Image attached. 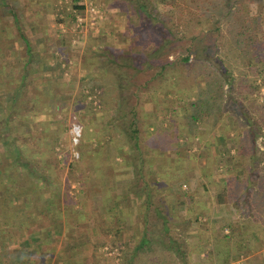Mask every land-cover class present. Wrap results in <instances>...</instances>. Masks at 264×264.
Listing matches in <instances>:
<instances>
[{"label": "rangeland", "instance_id": "374dc122", "mask_svg": "<svg viewBox=\"0 0 264 264\" xmlns=\"http://www.w3.org/2000/svg\"><path fill=\"white\" fill-rule=\"evenodd\" d=\"M37 1L23 0V4H25L24 7H30L33 4L46 5L51 11L52 8L54 11L46 13L44 10L43 15L42 11L40 13L33 11L34 15H31L32 12L27 13L26 9H21L22 2L17 5L16 0H11V3L20 7V11L17 12L21 13L19 14L21 20H19L24 21L26 27L32 21L35 23L42 21L40 32L33 33L34 38L43 33L54 42L59 39L66 49L65 52L62 50L66 53L63 55L66 58H63L61 62L64 81H59L53 87V90L59 94H52L49 99L48 110L45 109V105L44 108L40 106V100L33 103L34 107L31 112H28V115H40V118H46L42 123L44 126L39 127L40 123L31 122L30 134L37 132L35 129L37 125L38 131L45 130L44 133L34 137V140L38 139L43 145V154H46L39 171L51 183L50 187L52 188H48L46 195L52 196L54 194L56 202L62 207L61 218L53 222L60 224L62 233L49 246L51 248L56 247L58 252H62L60 255L64 257L67 264H120L124 249H132L136 246L139 236L134 238L123 237L122 229L125 231L127 222L124 221V226H119V223L122 222L117 224V219H113V217L104 221L103 226L106 229H103L101 222L99 228L101 229L99 236L101 238L99 240L92 237L91 228L96 230L95 224L91 222L90 218H82L80 215L84 211L83 206L90 209V215L97 214L95 197L103 198L107 203L108 200L112 199L113 191L124 197L125 193L123 194V192L128 191L127 186L129 185L132 191L128 192L126 198H130L131 202L135 197L145 199L142 192L145 190L147 182L151 185L150 188L154 197H157L154 199L155 202L161 204L159 200L166 192L163 189L158 192L159 187L154 185L156 178L158 182H165L166 180L169 182L173 179L168 180V178L182 173L190 175L189 178L194 188L198 181H204L212 189L216 186L214 184L226 175L231 190L234 188L236 191H242L241 186H246L245 184L249 183L248 179L251 181L249 183L252 185L251 188L254 191L258 189L259 178L264 179V137L259 138L257 145L261 154H257L258 157L254 155V159L249 155V136L255 131V138L260 135L264 136V126L262 125L264 121V72L259 73L255 68L246 69L240 61L226 59L225 52L228 50L225 48L227 40L225 31L231 22L230 16L222 19L221 23H219L220 18L215 17L216 24L222 27L221 35L217 32H211L215 30L214 27L216 26L214 22L205 21L200 15V10L198 13L192 14L191 19L188 15H184L181 20L187 22L191 20L190 31L187 33L189 38L199 35L202 30L204 33H208V40H205L203 47L207 46L212 50H214V46L219 47V56L213 55L215 59L218 58L223 63L222 68L219 66L220 62L216 61L218 70L221 72L224 67L229 68L233 70V77L236 79L230 92L227 90V85L223 89L216 85L215 96L223 98L225 108L222 107L218 111H214L213 116H211L212 110L209 109L210 111H207L205 118H202L200 122H193L189 117L190 111L185 113L181 110L174 112L177 106H181L180 103L188 102L191 99L189 96L178 98L174 85L169 84L167 87H162L161 91L155 92L158 86L153 85V83L150 85L146 83L151 81L149 75L125 68L124 72L118 75L119 78H124L123 84L126 85V87L121 88L118 77L116 83L115 81L111 82L107 77L108 75L105 74L107 69H104V66L109 65V60L126 62L125 64L141 69L143 65L141 62L144 59L147 61L150 59L151 52L159 45L160 37L164 38L163 34H165L162 27L157 23V18L152 19L147 13H152V16H157L160 20L163 17V11L169 10L171 7L161 6L156 0H148L150 7L146 10V14L140 15L141 8L139 6L143 4L144 0H79L85 9L87 6L93 5L102 15V19L92 27L90 25L91 17L86 16L85 10L77 11V13L84 11L82 14L87 18L84 27H80L76 23V18L70 21L64 13V10H72L73 0ZM132 1H136V6L131 3ZM227 2L223 1L222 4L226 5ZM238 5L245 16L264 17V0H239ZM12 12L11 16L8 14L10 11H8L6 15L0 18L3 26H7L4 30V35L7 36L16 33V27L12 25V15H16L15 10ZM215 12H218V8L215 9ZM75 14L76 12H74ZM48 15H50L49 18ZM173 16L176 17L177 15L174 14ZM50 22H53V27ZM177 24L178 22L175 20L173 23H169V26L176 30ZM182 35V33H178L175 37H168L173 42L170 47L168 46L167 51L169 50L172 55H167V60L179 58L178 54L183 49L185 42L179 41ZM263 36H261L262 39ZM39 47V44L36 45V49ZM45 53L48 51L45 50ZM49 56L47 58H50ZM44 67L47 69V65ZM60 73L58 70L57 74H53L56 81L60 78ZM152 85L157 87L153 89L151 88ZM209 86L207 88L211 89ZM28 96L27 93L22 94L23 103L28 102ZM216 100L217 98L214 101ZM12 101L13 99L7 97L6 94H0V106L1 104L9 105ZM236 101L242 104L239 108L234 105ZM26 104L29 107L30 103ZM59 105L60 110L58 111L56 107ZM5 110L7 109L5 108ZM25 110L23 107L22 115L27 114ZM134 117L137 118L138 126L131 125V120ZM74 118H77L83 126V137L77 148L80 152L78 159L73 156L74 147L70 140V125ZM21 121V116H15L12 113L9 120H3L0 124V144H3L0 149L1 170L7 169L5 164L10 147L6 141L9 136L12 138L11 141L18 140L16 143L22 147V152L30 154V143L24 137L25 132H22L24 128ZM250 122L256 125L255 128H251ZM239 133L245 135V138L229 137V134L239 135ZM170 138L173 139L172 142H168ZM44 139H47V142ZM235 142L239 145L244 144L246 150L248 149L247 158H243L241 164L250 165L249 160H253L249 172L245 170V173L240 175L236 174V169H231L226 173L220 169L223 168L225 162L227 164V156L225 155L224 160L223 152H220L218 147L225 146L228 149ZM4 146L7 149L6 152ZM202 165L206 168L212 166L213 171L207 168L209 171L202 172L200 169ZM165 166H167L166 170L163 169ZM140 174L145 176L144 180ZM175 179L177 178H174L169 184L171 182L173 184ZM167 181L166 185L168 184ZM100 185H102L100 190H103V194L100 193L99 189L95 190ZM217 191H213L212 194ZM109 204L111 203L109 202ZM167 204L161 205L167 206L166 212L172 213L175 219L179 218L181 221H185L184 217L181 218L183 216L181 212L184 208L175 209L172 205ZM206 207L208 212L211 210V213L215 212L213 205H206ZM223 207L225 206L220 208ZM196 210L198 209L195 206H189L187 213H194ZM250 212L252 211L250 210ZM44 221V219L39 220V223L36 222L35 225L45 224V226H49L51 224L48 220ZM211 221L201 224L200 227L203 231L209 232L208 226ZM159 223L155 218H152L151 225L154 228V237H158ZM143 224L141 222V226ZM198 224L195 222L192 228H190L191 225H185L182 227L183 233H179L178 239L182 245H185L184 248L187 251L194 250L199 246V242L196 244L195 241H190L191 238L189 239L187 233L190 231L187 229L196 231L199 227ZM38 225L36 228L31 225L29 230L39 231ZM111 226L116 229L122 227L119 229L121 233L111 234ZM214 227L218 228V222L214 223ZM214 227L212 229L216 230ZM29 230L25 234H29ZM126 233L128 234V232ZM186 233L187 237H185ZM217 234L218 232L214 236L217 237ZM208 239L213 240L211 237ZM153 245L159 250L158 252L161 251L156 242ZM43 247V253L48 256L47 245H43ZM210 249L207 248V250ZM249 255L241 257L234 263L257 264L256 261L246 259ZM203 258V254H193L192 260L190 259L189 262L191 264L202 263ZM147 259L151 260L148 257ZM147 259L144 260V264H155L154 261ZM168 261L169 259H161L158 264H170ZM259 264L262 263L259 262Z\"/></svg>", "mask_w": 264, "mask_h": 264}, {"label": "trees", "instance_id": "16d2710c", "mask_svg": "<svg viewBox=\"0 0 264 264\" xmlns=\"http://www.w3.org/2000/svg\"><path fill=\"white\" fill-rule=\"evenodd\" d=\"M156 1L161 6L171 7V9L163 11V17L160 20H158L157 16H152V13H147L152 19L157 18V23L165 32V34H163L164 38L160 37L159 45H157L151 52L150 59L148 61L144 59L141 62V64H143L141 69L137 66L133 67L130 64H125L126 62L122 63L116 60H109V65L106 67L104 66V69H107V77L111 82L115 81L116 83L119 79L118 83L121 88L126 87V85L123 84L124 78L121 79L118 75H121L125 68H127V70L134 69L140 71V73L149 75L151 77L149 80L151 81L146 83L147 85H150L151 83L157 85L158 87L153 85L151 87L153 89L157 87L155 92L158 90L161 91L162 87L164 88L169 86V84H172L176 89V95L178 98L186 96L191 97L188 102H183L184 104L180 103L181 106H177L174 109V112H180L179 110L184 111V113L190 111L191 114H189V117L193 122H200L202 118H205L209 109L212 110L211 116H213L214 111L216 112L222 107L225 108L223 98L215 96L216 85H219L221 89L227 85V90L230 92L233 88V82H235L236 79L233 77V70L225 67L222 69V61L213 57L215 54L219 56V47L214 46V50L207 46L203 47V43L206 42L205 40H208L207 32L204 33L202 30L199 35H196L193 38L188 37L187 33L190 31L191 15L198 13L199 10L201 11V17L205 21L214 22L216 27H214L215 30L211 32H217L219 35L222 34V27L216 24L215 17L218 16L220 18L219 23H221V21H223L222 19L230 16L231 22L225 31L227 37L225 48L228 50V52H225L227 55L226 59L240 61L246 69L255 68L259 73L264 72V17L254 15L245 16L238 5L239 0ZM223 1L228 2L224 5L222 4ZM131 3H134L136 6V1H132ZM10 5H12L10 1L0 0V18L6 15L8 11L13 13L12 11L14 10L10 8ZM139 7L141 8L139 14H146V10L150 7L148 0H144L143 4ZM217 8L218 12H215V9ZM83 9L84 6L80 4L79 0H73L72 10H64V13L66 14V18L72 21L76 18L74 12ZM133 12H135V10H133ZM174 14L177 15L176 17L178 19L173 16ZM184 15H188L190 21H181ZM175 20L178 22L175 27L176 30L169 26V23H173ZM4 30L6 29L3 28L1 31L4 33ZM175 31L178 32L175 33ZM178 33L183 34L182 37L179 38V41H185L183 49L179 52V58H177V60H167L166 56L172 55L167 49L173 42H171V39L168 37H175ZM261 36H263V39ZM21 37L26 41L24 34ZM216 61L218 63L220 62L219 66L222 67H220L222 69L221 72L216 66ZM117 77L118 79H116ZM146 83H144V85H146ZM3 86L4 84L2 82V87ZM208 86L211 87V89H208ZM6 95L7 97H10V94ZM216 98L217 100L214 101ZM234 105L239 108L242 104L236 101ZM6 106L3 104L0 106V123L3 122V120H9L13 113V110L11 109L5 110ZM231 108H233V106H231ZM56 110H60V105L56 107ZM14 115L21 116V125L24 128L23 132H25L24 137L28 138L29 136H26V134H30L32 127V124L27 122L30 121L28 112L26 115H22L21 112H17ZM262 123L264 126V121ZM131 125L138 126L136 117L131 120ZM249 125H251L252 129L256 126L253 122H250ZM37 126L35 129L39 134L40 131H38L39 128ZM40 126H44V124L40 123L39 127ZM42 131L43 130H41V132ZM255 132H253L252 136L256 135ZM225 138H223V140H225ZM11 139L12 138L9 136L6 144L9 145L13 152L7 153V162L5 164V168L7 169L1 170L0 174V264H33L29 257L39 252L43 245L51 244V242L62 233L60 224L53 223L55 220L57 221L61 218L62 207L56 202L54 194L52 196L46 195L48 194V188H52L50 187L51 183L50 180L48 182V179L47 183L44 184L43 197L40 195L35 196L33 193H29L30 196L27 194L30 190L25 183L26 178L35 175L38 179H42L41 177L43 176L39 175L41 174L39 167H41V162L45 160L44 157L46 155L43 154V145H41L38 140L32 138L28 139V142L30 143L29 156L24 151L22 152V147L18 146L16 143L18 140L15 139L11 141ZM172 140L173 139L170 138L168 142H172ZM236 145H238L237 142L231 145L226 152L227 156L229 155L227 157V167L228 165L234 166L236 161L240 159L239 156H231L230 154V150L233 147L238 149ZM51 149L53 150V147H51ZM243 158H247V154H245L242 159ZM163 169L166 170L167 166ZM238 173L239 175L242 173L244 174L245 171ZM141 174L140 177L144 180L145 176ZM189 177V174L184 175V173L179 174L178 176H173L172 178H168V180H174V178L177 179H175L173 184L172 182L169 184V182L173 180H170L169 182L166 180L168 182L167 185L166 181L158 182L156 178L154 185L159 187L158 192H160L159 190L161 189L166 192L159 200L161 204L155 202L154 199L157 197H154L152 193L153 191L150 188L151 185L146 182L145 190L142 192V195L145 197L144 226L140 230L136 246L132 249H124L120 264H144V260L147 259V257L151 258V260L147 259L148 261H154L155 264L160 263L159 260L161 259H169L168 263L170 264H191L189 261L190 259L192 260L193 254L206 255L207 264H230L231 262L239 260L242 256L248 255L247 251L249 250L246 246L248 236L245 231L241 230V228L236 230L232 229L230 234L224 238L225 240L223 239L224 249L218 244L211 245L209 240H204L202 243H199V246L196 249L190 251L185 250V245L181 244L178 236L180 235L179 233H183L184 230L182 227L186 225V222L181 221L179 218L175 219V216L172 213H169L168 211L166 212L167 206L164 207L161 205L168 203L176 209L178 207L186 206L187 203L195 202L196 199H198L197 197L201 198L200 195L208 190V184L202 181L200 187L196 186L194 188ZM1 178L3 180H1ZM261 178L262 177L259 178L260 180L257 183L258 189L255 191L251 188L252 185L249 184L251 181L248 178L247 181L249 183H246V186L244 187L241 186L245 189L244 199L249 202L247 203L246 208L249 212L251 210L254 213L253 222L251 220L245 222L246 224L242 227L248 228L256 225L258 226L257 228H259L258 230H262V233L264 234V179ZM224 179L226 178L224 177ZM224 179L223 181L225 182ZM39 183L42 185V181H39ZM127 187L129 188L128 192L132 191L131 186L128 185ZM17 189L20 191H17ZM100 189L99 191L102 193L103 190ZM227 189L228 187L226 185L221 191H217L215 199L218 206L225 203L224 196L226 195ZM83 208L84 211L81 212L80 217L90 218L92 215L89 213L90 209L85 206H83ZM96 210L99 212L98 209ZM91 213L93 212L91 211ZM40 216H42V219L44 217V220L46 219L45 221L48 220L51 222V224L49 226H45V224H37L40 227V230L42 227H44V230H32V233L29 235L25 234V232L31 228L30 224L38 222L37 218ZM152 218H155L160 222L158 237L153 236L154 228L151 225ZM37 225H34L35 228ZM222 229L224 230L225 228H220L221 231ZM119 233L120 232H118V234ZM155 242L159 245L158 248L161 250L160 252H158L159 250H157L156 247L155 250L153 245ZM208 247L211 249L207 250ZM204 248L207 252L204 251ZM40 254H42V256L44 255L41 252ZM63 263L67 264L65 259L63 260ZM196 264L201 263L198 262Z\"/></svg>", "mask_w": 264, "mask_h": 264}, {"label": "crops", "instance_id": "0c3cea01", "mask_svg": "<svg viewBox=\"0 0 264 264\" xmlns=\"http://www.w3.org/2000/svg\"><path fill=\"white\" fill-rule=\"evenodd\" d=\"M7 1L11 2V0H7ZM16 2H17L16 3L17 5L20 2H22L21 3L22 6H20L21 9H26L27 13L32 12L31 15H34V12L40 13L41 11H42L41 13L43 15V13L45 12L44 10H46V13L54 11L53 8L51 11L49 6H46V5H40V4L35 5V4H33L30 7H24L25 4H23V0H16ZM37 2H43V0H38ZM20 7H16L13 4L10 5V8L15 10V14H16L15 16L12 15V17H13V24L12 25H13V27H16L15 28L16 33L11 34L9 36H7L6 34L4 35L3 31H1V30H3V28L5 29V27H7V26H5V25L3 26V23L0 21V94H10V98L13 99L12 103L10 102L9 105L5 104L4 106L7 105L5 108L13 110V113L14 112H21L23 110V107L26 109L25 110L26 112H31L32 108L34 107L33 103L38 102V100H40V106L42 108H44V105H45V109L48 110L49 99L51 98L52 94L53 95L55 93L59 94V92H57V91L55 92V90H53L54 89L53 87H55L59 81L60 82L64 81V79L62 77L63 70L61 69V62L63 61V58H66V56L63 57V55L66 54V53H64L66 49H64L65 46L62 44V42L59 39H57L54 42V41L50 40L47 36H45V34H43V33H41L40 36H36V38H34L33 33L40 32V30H41L40 27H41L42 21H40L39 23H35L34 21H32L26 27V25L24 24V21H20L21 18H20L19 14H21V13H17ZM38 8H40V9H38ZM56 8H59V7L56 6ZM8 14L11 16V11ZM49 17H50V15H48V18ZM59 24H61V23H59ZM50 25L53 27V25H54L53 22H50ZM23 34L26 37V39H25L26 41H24V39L21 37ZM38 44L40 47H39V49H36V45H38ZM45 50H47L48 53H45ZM48 55H50L49 56L50 58H47ZM59 60H61V61H59ZM44 64L47 65V69H45ZM52 67L54 68V70ZM57 69L59 70V73L61 72L60 78L58 79V81L55 80V78H54L55 75H53L54 73H56V74L58 73ZM105 74H108V71H105ZM2 82L4 84L3 87H2ZM25 93L29 94V96H28L29 98H28V102L23 103L21 97H22V94H25ZM31 94H33V95H31ZM26 103H30L29 107ZM40 117H41L40 115H31L30 121H27V122L29 124L31 122L43 123L46 120V118H44V117L40 118ZM44 131L40 132L39 134L44 133ZM28 135H29V137L28 138L26 137V139H27L26 141H28V139H30V138L34 139V137H36V135H38V133L33 132L32 134L28 133ZM28 135L26 134V136H28ZM227 137H228V135H227ZM229 137H236V138L242 137V139H244L245 135H242L240 133H239V135L229 134ZM249 137H250V142H249L250 153H249V155H250V157H253L254 155L258 157L257 154H261L259 152V148L257 147L258 140H259V138L262 139V137H264V136L260 135V136H256V138H255V136L252 137V135H250ZM44 140L47 142V139H44ZM1 146H3L2 143L0 144V149H1ZM236 147L238 149L233 147L230 150V154H231V156H235V155H236V157L239 156L240 159L236 162V164L234 166L228 165V167H227L226 162H225L224 166L222 165L223 168H220V169H223L225 171V173L231 169H236L237 170L236 174L238 173V171L242 172V171L248 170V172H249V170L252 168L251 162L253 163V160H251V159L249 160L250 165L245 166L244 164L243 165L241 164L242 157L245 154H248V149L246 150V146L244 144H241V145L238 144V145H236ZM218 148H219L220 152H223V156H224L223 159H224L227 156L226 152L228 149L225 148V146H219ZM262 150H263V148H262ZM4 151L5 152L7 151L5 146H4ZM8 152H13V150L10 148ZM243 166H244V168H243ZM247 166H248V168H247ZM1 167L2 166L0 165V174H1ZM207 168L210 169V171H213L212 166H209ZM207 168L202 165V167L200 169L203 172V171H206ZM207 171H209V170H207ZM39 175H42V173ZM224 177L226 179L220 178V180L214 184L216 186L212 189L210 188V185L208 184L209 188L206 192H203V194L200 195L201 198L197 197L198 199H196L195 202L187 203L186 206L179 207V208H184L183 212H181L183 215V216H181V218L184 217V220H185L187 226L191 225L190 228H192V226L195 224V222L199 223L198 224L199 227H198V229H196V231H194L193 229L192 230L187 229V230H190L187 232L189 234L188 235L189 239L191 238L190 241H195L196 244L198 242L202 243V241H204V240H209L210 243L218 244L222 249H224L223 239L226 238L230 234L232 229L236 230V229L241 228V230L245 231L247 233V236H248L247 241H246V246L249 250V251H247V253L250 255L246 259L247 260H253L254 262L256 261L257 264H259V262L264 264V248H263L264 247V237H263L264 234L262 233V230H258L259 228H257L258 226H256V225H253V226L248 227V228L242 227L243 225L246 224L245 222H248L250 220L253 222V218H254V213L249 212V210L246 208L247 203H249V202H248V200L244 199L245 189H243L242 191L237 190L238 192L234 188L231 190L230 183L227 180L226 175H224ZM41 178L42 179H38V177H36L35 175L31 176L30 178L29 177L26 178L25 183L27 184V186L29 187V190H30L27 193L28 196H30V194H32V193L35 194V196H38V195H40L41 197L44 196L43 188H44V184L47 183V179L45 178V176H42ZM229 178L230 177L228 176V179ZM223 179L225 180V182L223 181ZM1 180H3V179L1 178ZM39 181H42V185H40ZM201 182L202 181H198L196 186L200 187ZM226 185H227L228 189L226 191V195L224 196V199H225L224 202L225 203L223 205H221V206H225V207L220 208L221 206H218V204H216V199H215L217 192H215L214 194H212V193L215 190L221 191V189H223ZM100 188H102V185L98 186L95 190H98ZM125 188H126V185H125ZM17 191H20V190L17 189ZM112 194H113L112 199L108 200L107 203H105V200L103 198L95 197V200H97V201H95V203L97 204V209L99 211L100 210L101 211L99 213L97 212V214L91 215V217H90L91 222H93L95 224L94 227L96 228V230L93 227H92L93 229L91 228V232L93 234L92 237L95 239L98 238L97 240H99V238H101V237H99L101 235V233H100L101 229H99L101 227V222H102V226H103L104 221H106V219L110 220V219H112V217H113V219H115V218L117 219L116 220L117 224L120 221L122 222V223H119V226H122V225L124 226V221H126L127 224L125 225V228H126L125 231H123L122 227H119L116 229L114 226H111V228H110V229H112L111 234H116V233L120 232L119 229H122V236L123 237H125V238L138 237L140 230L142 229L141 227L144 226L143 222H144L145 199L142 197H137V198L133 197L134 200L131 202L130 198L129 199L126 198V197H128V191L123 192V194L125 195L124 197L121 195H117L115 193V191H113ZM109 202L111 204H109ZM106 205L108 206V208H105V207H107ZM206 205H210V206L213 205L215 212L211 213L212 210L210 212H208ZM189 206H195L196 209H198V210H196V212H194V213L193 212L187 213V209L189 208ZM37 219H38L37 221L39 223V220H42V216L38 217ZM43 219H44V217H43ZM210 220H212V221L210 222V224L208 226V228H210V230H209V232L207 231L209 233L207 235L206 234L207 232L203 231L200 226H201V224L208 223ZM44 222H46V221H44ZM141 222H142L143 226H141ZM215 222H218V228H216L217 226L214 227ZM96 223H99V225H96ZM35 224H36V222L32 223L31 225L34 226ZM231 224H232V227H231ZM259 224H261V223H259ZM135 226H137V228H135ZM213 227L216 230H213L212 229ZM134 228H135V230H134ZM220 228H225V229L224 230L222 229V231H221ZM103 229H106V228L104 227ZM31 231L29 232V234L32 233ZM126 232H128V234ZM214 232L215 233L218 232L219 235L217 234V237H215ZM187 233H186V237H187ZM204 233H205V236H204ZM16 236H18V235H16ZM209 237H211L213 240L208 239ZM215 239H217V240H215ZM53 242L54 241H52L51 244ZM51 244H49V245H51ZM49 245H47V249H46L47 253L49 254L48 256H47V254L43 253L44 251H42V250L44 249V247H42V249L39 251V253L37 252L35 255H31L29 257L30 261L33 264H64L63 263L64 257L62 255H60L62 252H60V251L58 252L56 250V247L51 248ZM204 251H206L205 248H204ZM40 252L43 253L44 255L42 256V254H40ZM53 254H54V257H53ZM205 256L206 255L203 254L204 258H203V260H202L203 262L201 264H207V260H206ZM243 257L244 256H242V258ZM246 259H244V260H246ZM230 264H235V263L231 262Z\"/></svg>", "mask_w": 264, "mask_h": 264}, {"label": "built area", "instance_id": "2783aa9c", "mask_svg": "<svg viewBox=\"0 0 264 264\" xmlns=\"http://www.w3.org/2000/svg\"><path fill=\"white\" fill-rule=\"evenodd\" d=\"M85 10L86 16L89 15L91 17L90 25L93 27L95 26L100 19H102V15L100 14V11L93 5H89L86 7ZM84 12V11H83ZM82 11L79 13L76 12V23L80 27H84V25L87 23V18L83 16ZM83 137V126L82 124L77 120V118H74V121L70 125V140L71 144L74 147L73 149V156L75 158H80V152L77 150L78 146L81 143Z\"/></svg>", "mask_w": 264, "mask_h": 264}]
</instances>
